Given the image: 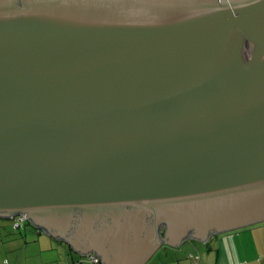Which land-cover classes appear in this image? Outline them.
<instances>
[{
    "label": "water",
    "instance_id": "obj_1",
    "mask_svg": "<svg viewBox=\"0 0 264 264\" xmlns=\"http://www.w3.org/2000/svg\"><path fill=\"white\" fill-rule=\"evenodd\" d=\"M17 215L104 264L264 222V0H0Z\"/></svg>",
    "mask_w": 264,
    "mask_h": 264
},
{
    "label": "crops",
    "instance_id": "obj_2",
    "mask_svg": "<svg viewBox=\"0 0 264 264\" xmlns=\"http://www.w3.org/2000/svg\"><path fill=\"white\" fill-rule=\"evenodd\" d=\"M0 264L96 263L32 222L15 230L11 218H0ZM143 264H264V222L215 235L206 242L188 238L176 247L162 248Z\"/></svg>",
    "mask_w": 264,
    "mask_h": 264
},
{
    "label": "built area",
    "instance_id": "obj_3",
    "mask_svg": "<svg viewBox=\"0 0 264 264\" xmlns=\"http://www.w3.org/2000/svg\"><path fill=\"white\" fill-rule=\"evenodd\" d=\"M28 220L29 219L25 215H17L15 217L14 227L19 228ZM87 256H88V259L93 261V262H99L100 261L99 257L96 254L89 253V254H87Z\"/></svg>",
    "mask_w": 264,
    "mask_h": 264
},
{
    "label": "trees",
    "instance_id": "obj_4",
    "mask_svg": "<svg viewBox=\"0 0 264 264\" xmlns=\"http://www.w3.org/2000/svg\"><path fill=\"white\" fill-rule=\"evenodd\" d=\"M15 217H16V216H15ZM15 217L11 218L12 227H13V229H15V230L21 229V228H23V226H25L27 223L31 222L30 220H28V221H26L21 227H19V228H15V227H14ZM38 228H39V227H38ZM39 229L42 230V231H44V232H46V231H45L44 229H42V228H39ZM170 247H171V246H170ZM89 253L96 254V253H94V252H89ZM89 253H87V254H89ZM96 255H97V254H96ZM191 257H194V256L191 255ZM87 258H88V256H87ZM194 258H196V257H194ZM88 260H89V259H88ZM90 261H91V260H90ZM195 261H197V259H196ZM92 262H93V261H92ZM4 263H7V260H5ZM94 263H96V264L101 263V259H100L99 262H94Z\"/></svg>",
    "mask_w": 264,
    "mask_h": 264
},
{
    "label": "flooded vegetation",
    "instance_id": "obj_5",
    "mask_svg": "<svg viewBox=\"0 0 264 264\" xmlns=\"http://www.w3.org/2000/svg\"><path fill=\"white\" fill-rule=\"evenodd\" d=\"M166 227V226H165ZM166 229V228H165ZM215 236V235H214ZM214 236H212V237H214ZM164 247H166V248H168V246L166 245V244H164L161 248H164Z\"/></svg>",
    "mask_w": 264,
    "mask_h": 264
},
{
    "label": "rangeland",
    "instance_id": "obj_6",
    "mask_svg": "<svg viewBox=\"0 0 264 264\" xmlns=\"http://www.w3.org/2000/svg\"><path fill=\"white\" fill-rule=\"evenodd\" d=\"M186 246H188V245H186ZM161 252H162V249L160 250V252H159V253H161ZM158 255H159V254H158ZM188 256H189V255H188ZM188 256H187V257H188Z\"/></svg>",
    "mask_w": 264,
    "mask_h": 264
}]
</instances>
